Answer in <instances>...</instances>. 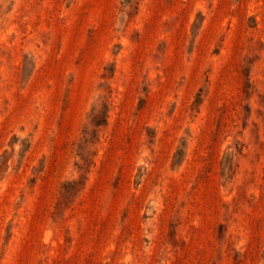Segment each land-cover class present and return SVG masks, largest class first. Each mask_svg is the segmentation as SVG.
Returning <instances> with one entry per match:
<instances>
[{
	"label": "rangeland",
	"instance_id": "rangeland-1",
	"mask_svg": "<svg viewBox=\"0 0 264 264\" xmlns=\"http://www.w3.org/2000/svg\"><path fill=\"white\" fill-rule=\"evenodd\" d=\"M0 264H264V0H0Z\"/></svg>",
	"mask_w": 264,
	"mask_h": 264
}]
</instances>
